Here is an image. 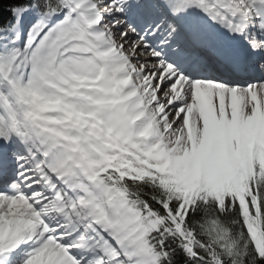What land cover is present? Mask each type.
I'll return each mask as SVG.
<instances>
[{"label":"snow or ice","instance_id":"1","mask_svg":"<svg viewBox=\"0 0 264 264\" xmlns=\"http://www.w3.org/2000/svg\"><path fill=\"white\" fill-rule=\"evenodd\" d=\"M0 264H264V0H0Z\"/></svg>","mask_w":264,"mask_h":264}]
</instances>
